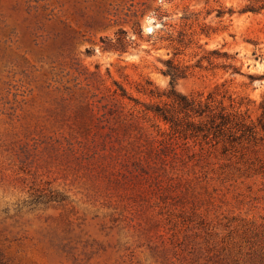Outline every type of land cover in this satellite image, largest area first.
Masks as SVG:
<instances>
[{
    "label": "rangeland",
    "instance_id": "1",
    "mask_svg": "<svg viewBox=\"0 0 264 264\" xmlns=\"http://www.w3.org/2000/svg\"><path fill=\"white\" fill-rule=\"evenodd\" d=\"M248 3L0 0V264H264V11ZM169 59L188 68L179 93L226 109L222 134L152 111L175 112Z\"/></svg>",
    "mask_w": 264,
    "mask_h": 264
},
{
    "label": "trees",
    "instance_id": "2",
    "mask_svg": "<svg viewBox=\"0 0 264 264\" xmlns=\"http://www.w3.org/2000/svg\"><path fill=\"white\" fill-rule=\"evenodd\" d=\"M248 2L249 3L243 8L241 13L251 12L258 14L264 11V0H248ZM234 14L235 13L232 9L228 10L229 16H233ZM205 27L207 28V26ZM203 32H205V30ZM167 40H169L170 46L174 47L176 41L172 39L171 36H169ZM164 65L166 66V70L162 71V73L165 76H169L171 82L169 91L163 95L171 101L172 106L175 107V112L159 105L152 108V111L159 119L166 124H169L174 133H182L184 131H181L180 129L182 121L181 115L183 114L186 119H189V126H191L194 133L200 134V132H203L206 133L205 137H208L211 134V129L218 128L215 135L217 133L222 134L224 132L223 130L228 128V116L225 113L226 109L221 108L220 111H218V108H214L209 102L204 103L202 101H196L193 98L179 93L176 89V83L187 77L188 68L181 64H176L172 59L164 61ZM209 99H211V97H209L208 100ZM205 119H209V122H206ZM217 119L221 120V123L216 125L215 122ZM207 123L212 125L210 129L203 128ZM253 130H255V128H251V133H255Z\"/></svg>",
    "mask_w": 264,
    "mask_h": 264
}]
</instances>
